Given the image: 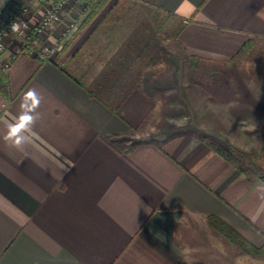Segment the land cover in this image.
Masks as SVG:
<instances>
[{
  "label": "crops",
  "instance_id": "0c3cea01",
  "mask_svg": "<svg viewBox=\"0 0 264 264\" xmlns=\"http://www.w3.org/2000/svg\"><path fill=\"white\" fill-rule=\"evenodd\" d=\"M109 1L170 14L185 54L240 61L256 75L207 78L206 96L199 78H180L194 85L193 120L154 130L159 82L128 75L140 31L119 13L105 20ZM105 2L66 43L51 37L58 49L47 59L37 42L0 50V264H264L208 221L264 242L263 174L241 172L214 148L264 164V0ZM30 89L39 118L18 150L8 136Z\"/></svg>",
  "mask_w": 264,
  "mask_h": 264
},
{
  "label": "rangeland",
  "instance_id": "374dc122",
  "mask_svg": "<svg viewBox=\"0 0 264 264\" xmlns=\"http://www.w3.org/2000/svg\"><path fill=\"white\" fill-rule=\"evenodd\" d=\"M51 1L52 0H38L34 2L32 0H26L9 5L6 11L0 8L2 12L0 22L7 19L14 10L21 6V4H26L28 8L24 16L30 22H35L42 14V9L45 5L43 2ZM85 1L87 3L86 6L88 5L86 10L83 11L81 6H79L83 11L80 20L89 14L92 4L97 0ZM73 2L74 0L71 1V3ZM111 2L112 1H109V5ZM102 7H104V4L90 16L87 22L91 21L98 12L99 14L103 12ZM109 13H115V15L119 13L121 16L117 19H120L121 22L135 25L140 31V34L138 33V35H140L138 39H141V41L139 40L140 42L137 43L136 55L134 58L132 57L135 60V68L130 67L128 75L131 77L133 71H135L134 78L137 81H139L142 76H146L151 77L155 82H159V84L155 83L152 85L154 104L159 108L158 111H154L155 116L150 118L154 130H156L158 126H167L177 131L181 129L180 127H182L183 124L186 125L192 122L191 104L193 98L192 94L194 93L192 88L194 85L186 84L180 86L178 85V80L180 78H184L186 82L190 83L194 82V79L196 80L199 78L201 84L198 86L195 85L194 87H197L199 91L196 92L201 93V96H206L212 88L211 85L207 84V78H225L229 75H256L255 70H250V72L247 71L246 67L240 61L226 65L222 62H199V59H192L191 56L194 55L185 54L181 47L178 46L176 39L180 22L170 14L148 7L121 6V2L119 1L111 4L110 11H108V14L104 17L105 20H110V18H112V15H109ZM67 20H70V18H67ZM65 24L66 22H64V24L55 23L47 27L44 31L45 33L34 40L35 43H39V50L46 44L51 45L53 37H58L57 39L62 44L66 43L69 36H61ZM78 26L79 22L76 28ZM13 39L15 41L13 46L15 52L19 46V39L13 34L6 36L3 48H6ZM8 60L9 59L3 61L1 67L4 66ZM183 88V92H187L188 96L182 93ZM157 112L158 117L156 116ZM241 160L243 161V165L249 168V170L255 169L264 176V170L262 168L264 164H253L248 158H241Z\"/></svg>",
  "mask_w": 264,
  "mask_h": 264
},
{
  "label": "built area",
  "instance_id": "2783aa9c",
  "mask_svg": "<svg viewBox=\"0 0 264 264\" xmlns=\"http://www.w3.org/2000/svg\"><path fill=\"white\" fill-rule=\"evenodd\" d=\"M72 1V0H71ZM52 0L51 2H43L44 7L42 14L35 22H30L24 15L28 11L26 4H21L19 8L14 10L7 19L0 22V50L4 47V40L9 34L15 35L19 39V46L15 50L17 53L29 48L38 36L45 33V29L52 24H65V28L61 32V36H69L76 29L77 23L86 10L85 0ZM81 6V10L80 7ZM0 9V16H1ZM73 16V18H72ZM70 18V20H67ZM58 37H56L57 39ZM58 40V39H57ZM59 41V40H58ZM58 49L57 42H52L51 45H45L39 50V56L42 59H47L54 54ZM5 63L2 68L7 66Z\"/></svg>",
  "mask_w": 264,
  "mask_h": 264
},
{
  "label": "trees",
  "instance_id": "16d2710c",
  "mask_svg": "<svg viewBox=\"0 0 264 264\" xmlns=\"http://www.w3.org/2000/svg\"><path fill=\"white\" fill-rule=\"evenodd\" d=\"M106 0H97L92 4V8L87 14V16L84 18L83 22H87L89 20L90 16L94 14L104 3ZM180 31V28L177 30V33ZM242 48L236 53H240ZM192 59H198L197 57L191 56ZM2 81L0 79V88H1ZM214 148L217 152H219L222 156L226 157L232 163L235 164V166L243 173H250L249 168L245 167L242 163L239 162V160L234 157L228 150L224 149L223 147L219 145H214ZM262 180L264 181V176H260ZM209 223L216 228L219 232H221L229 241H231L234 245H236L240 250L243 252L255 256V257H261L264 256V242L259 245H253L250 241H248L245 237H243L239 232H237L234 228H232L229 224L224 222L222 219L216 217V216H209L208 218ZM179 264H184L183 262H180Z\"/></svg>",
  "mask_w": 264,
  "mask_h": 264
},
{
  "label": "clouds",
  "instance_id": "9594fccd",
  "mask_svg": "<svg viewBox=\"0 0 264 264\" xmlns=\"http://www.w3.org/2000/svg\"><path fill=\"white\" fill-rule=\"evenodd\" d=\"M24 102H27L28 111L25 112L21 110L19 122L12 126L8 136V139L11 141V147L18 150L21 149L26 142V138L23 133L27 132V130L31 128V126L39 118L38 113L34 116V113H36V109L39 107L41 102L39 93L35 89L28 90L25 94ZM21 121L23 122L22 126ZM14 129L16 130L14 131ZM69 170L70 168L65 169L66 172Z\"/></svg>",
  "mask_w": 264,
  "mask_h": 264
}]
</instances>
